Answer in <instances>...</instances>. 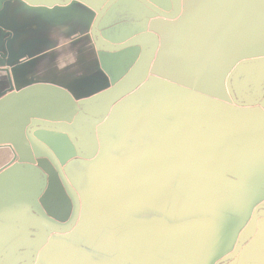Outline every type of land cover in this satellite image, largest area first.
I'll list each match as a JSON object with an SVG mask.
<instances>
[{"label":"rangeland","instance_id":"1","mask_svg":"<svg viewBox=\"0 0 264 264\" xmlns=\"http://www.w3.org/2000/svg\"><path fill=\"white\" fill-rule=\"evenodd\" d=\"M255 2L253 1L249 3L250 8L255 15L261 17L262 14L259 13L257 9H264V6H262V4L258 2V8H254L252 4ZM1 4L2 0H0V6ZM43 22H45V20L40 18L34 24V26L19 28L18 32L14 34L5 30H0V39L4 40L5 45L6 42H11L13 38L16 39V43H19L28 35L33 36L40 30L43 31L45 29L42 25ZM38 24L40 26H38ZM199 24L201 26V23ZM219 28L217 26L212 30L210 34L208 32H206L204 35H201L200 33H190L184 38L179 36L178 38H176L177 41H173V43H169L168 45H182V41H180L182 39L183 42H185L186 45L190 48H202V45L206 46L209 40L215 39ZM253 37L254 42L251 45L243 43L242 45H237L240 47L234 46L232 50L227 52V55H230L231 58L235 59H233L229 64L228 62L231 58L228 61L224 62L221 65V68L219 67L217 71L211 73L212 76L209 74L208 68L206 67L204 68V76H202L200 70L202 68L201 61L204 58V55L203 53L199 52L198 56H190V58H188V54L192 52L191 50H187V53H185L184 50L183 53H176L175 55L177 56L178 60L181 58L182 61H184L185 59L186 62H184L183 64L182 61H179L176 67L171 68V70H168L166 68V71L163 73L165 76H172L179 81H191L190 73L192 71H195L196 75L199 76V81H196V85H199L198 88H200L201 90L203 89V86L205 88H208V85L206 83L215 80L218 72V76L221 77L222 72L224 73V71L237 58L247 54L256 56L262 55L264 53V33L262 32V30L261 33L255 32L253 34ZM259 37H261L262 41L259 40ZM241 46H243V48ZM23 47H25V45L22 46V49ZM28 47V54L32 56V59H29L28 55L23 57L21 46H19L18 44L14 53L13 61L7 62L5 65H7L8 68H10L12 71L15 70L16 67H21L23 65V67L29 66L34 60L41 57V55L45 52L44 49L40 48L37 44H33ZM4 52H7L6 47L4 48ZM222 52L219 53L218 56H220ZM34 54H36L35 57H33ZM126 54L120 55L101 53V55L103 56L101 63L104 67V71L106 72L108 79L112 80L108 81L107 91L111 90V93H109L108 95V92L105 94L104 91L96 95L95 97H90V99L88 98L84 101H76L69 93L68 94L71 97H68L67 99L62 94L52 89H38L36 90L37 92L29 91L30 93H28L27 90L25 91V93H22L20 97L21 99L28 98L29 95L35 96L38 99L30 98L28 100L25 99L22 101H14L15 97L12 96L11 98L7 99L11 100L10 103L1 104L0 102V112L9 109L10 111L17 112L18 114L29 113L30 118L31 116L35 115L36 118H41L42 120H50L61 115L59 113V110H61L62 113L69 111L70 108L73 107L71 106V103L75 102L76 107L80 106L83 109V113H93L97 115V118H100L98 116L102 117L105 114L108 106V100H110V95L113 93V91H115L121 85L136 81L137 78L144 76V74L142 75L144 71V65L142 64V61L137 57L135 65H127L123 61ZM223 55L226 56V53H223ZM178 60H176L175 58V62H177ZM103 61H105V63H103ZM154 61L152 63V66L154 65ZM182 65H185V67H183ZM226 65L228 67H226ZM10 69L4 67L5 72L4 75H0V80L4 79V81H14L12 75L10 76V74H8ZM24 76L26 77L23 81H30L38 77V75L36 74L29 75L27 72L24 73ZM245 80L252 85L247 88L242 84H238L241 89V95H243L244 97H249L252 101H254L258 96L257 94L261 92V87H263L264 85V64H247L243 66L242 69H240L239 73L236 75L235 81ZM34 86L31 85L27 89H30ZM138 89H129L119 96V99L115 104V107L117 108L115 111L116 118L114 117L113 119L109 120V124H106L107 126L105 125L106 129L111 130L109 137L103 138L105 146L104 151H102L103 153L102 157H100V160L87 162L79 159V161L75 162V164L72 166L73 174H80L83 173L82 171H86L84 180L77 184L80 192L83 193L85 197L87 196V193L92 190L98 179H101V182L102 180H109V182L106 183V187L108 189L107 192L109 191V195H107V198L111 200L110 218H108L105 223H101L100 220L95 221L97 224H101L96 225L95 228L91 230L92 236H90V234H84L83 237L79 234L78 236H81L80 240L76 245H73V248L77 249L79 243L81 244V247L85 249L88 247L90 250L88 253L90 261H93L95 264H103L102 262H104V260L106 259H109V264H120L119 259L121 262L126 260V263L121 264H141L138 261V258L135 259V257H138V252L140 253L141 250L156 252L155 257L159 259V262H162L164 258H170L174 247L178 246L179 244L189 247L190 242H200L199 244H204L207 256L208 250L211 248L212 244L215 241V239L212 240L213 235L211 236L212 232H210L209 228H206L201 233H199L197 229L196 236L194 230H190L192 237H194L193 239L184 238L183 236V234L186 233V237L189 236V229L173 235L160 237L154 236L155 234L152 232H136L127 236L132 238L128 239L125 242V245H123V251L120 249L121 247L117 245L119 235L126 233L127 230L133 227L147 225L149 223L161 224L167 221L174 222L172 223V225H177L176 223H180L181 221H184L185 219L191 217H206L217 219L223 224L229 220L230 224L235 226L232 234L235 237V241L237 240L230 249L232 250L237 247V245L239 246L241 241L245 239L241 236V234L249 233L250 235L253 231V214L254 210H256L255 207L257 206L258 202L253 205L252 201H250L252 197H246V195L243 196L242 192H238V206L236 204L233 205L228 203L226 199L231 200L237 194L236 190H234V187L230 186L229 184L225 185V183L222 182L223 180L215 175V169L213 171L202 170L205 167H216V158L219 151H215L214 153L211 149L215 148L214 146H216L214 140V137H216V135L209 133L210 130H205V128L201 130L200 134H192L189 131L188 133L192 135H189V139L187 136L186 140H188V142H186L185 140V146L183 145V139L179 140V135H177L180 129H173L169 135L165 136L166 138L173 139L171 141L175 143V146L177 143H181L177 144V147H185V152H188V155L184 158L189 165H186V168L183 169V173L181 171V173L176 174L177 171H180L178 169L182 170L183 168L182 160H180V165H175V175L171 173V169H169L168 171H166L167 169L159 170L162 165L173 161L176 162L178 160L176 156L175 158L167 157L166 155L168 154L163 146L161 147L162 149L160 147L158 148L160 149V162L157 166L156 164L158 160H156V154L154 151L155 149L156 152H158L156 148H153L151 153L147 157L142 158L141 162L138 164V151L143 149L142 142L146 145H153L156 140H158V135H155V133L152 132H157V127H160L162 124L161 114H159L158 112H149L150 114L147 115H143L142 111L138 112V96L134 97L135 99H133V101L127 100L131 96H133L138 91ZM56 93L61 95L63 98L58 100L57 96H52ZM13 94L15 93L10 92L9 95ZM102 94H104L105 97L101 101L86 105L88 103H91L89 102V100L95 99L98 96L100 97V95ZM238 94L239 91L237 90V98L239 100H243V96H238ZM39 96H43L41 97L42 99H39ZM198 100H200V97L199 95H196L193 98V101L187 102V106L191 109H197L198 103L195 101ZM60 102H62V104H60ZM25 104L27 105V107L24 106ZM203 104L205 103L201 102V105ZM230 105L235 107L233 108L230 106L232 108V111H239L240 114L244 113L241 111H245L244 109L242 110L240 108H236L233 103ZM230 107L228 108L230 109ZM147 108L149 109V107H144L142 110L147 111ZM226 108L227 106H220V109H223L222 111H226ZM191 109L189 110V113L188 111H185L184 114L189 115L191 112H193ZM69 116L70 115H66L65 119H68ZM200 116L204 117L203 121H200L199 123L202 127H206L207 125L212 124L213 122L210 121L215 120L208 118L207 122V120L205 119V117L207 116L206 114H200ZM176 117L177 114L173 117L175 121H177ZM226 117H223L222 119H226ZM230 118L231 117L227 119ZM34 121H37L35 123L43 122L41 120ZM138 126L142 128L146 127L147 130L150 129V132L148 131V133L143 135L141 134L138 137ZM174 126L177 127L176 124H174ZM211 126L214 127L215 125L212 124ZM193 127L196 126H192L191 128ZM94 128H96V126ZM221 128V134H217V137H219V139L230 138L237 142L241 141L240 139L246 136V129H248L249 131H254L253 123H251L248 118H244L243 120L239 119L238 121L237 119L233 121L232 119H230L223 123L221 125ZM44 129L51 130L48 128ZM96 129H98V126ZM53 132H57L58 134L61 133L55 130H53ZM193 135H197V138H194ZM207 141H212V146L207 145ZM236 145L237 143H235L234 147L232 148L233 150L235 149ZM239 146L247 147V144L239 143ZM90 148V152H92L94 148L92 146ZM245 150V148L236 149V152L233 153L234 157L229 160L228 164L237 165V163H243V158L241 156L238 157L237 154L240 155L243 151L247 153ZM144 151L145 150H142V152ZM177 153L178 152H176L174 155H177ZM162 159L164 160V162H161ZM144 162L148 165V167H139L138 171V166H140ZM239 169L242 168L235 169L234 167L235 178L238 177L236 170ZM228 171H230V169L227 167L226 173H228ZM26 174L31 173L27 171ZM72 176L74 178V181H76V177L74 175ZM217 181L219 183H217ZM157 191L163 192L156 193ZM225 195L226 199L224 200ZM226 209L228 210L226 211ZM103 216L104 214L100 213L99 219ZM263 218L264 212H260L258 221L263 223ZM84 221L85 220H83L82 225L86 226L87 223H84ZM262 228H264L263 224ZM210 229L212 231L213 228L210 227ZM217 235L218 237L222 238V235L219 231L217 232ZM168 239L170 243L173 244L172 246L169 245L168 242H166ZM64 241L68 242L70 240ZM63 249L68 250L69 247H63ZM178 250H180V253L182 254H189V251L187 249H184L182 246L178 248ZM125 251L133 255L130 257L126 256V254H124ZM200 253L203 254L202 249L200 250ZM223 254L224 250H221L220 254L218 255ZM98 256H101L102 258L97 259ZM94 258H96L98 261L93 260ZM172 260H174V258ZM171 263L173 264L174 262L172 261ZM177 263L180 264L181 261H178ZM209 264H213V262H209ZM233 264H264V237L261 238V236H256L253 239V242L247 244L243 248L240 255L235 259Z\"/></svg>","mask_w":264,"mask_h":264},{"label":"water","instance_id":"2","mask_svg":"<svg viewBox=\"0 0 264 264\" xmlns=\"http://www.w3.org/2000/svg\"><path fill=\"white\" fill-rule=\"evenodd\" d=\"M28 1L30 2V4L44 5V6L46 5L47 8H45V10L50 11L49 10L50 7H54L55 9H64L69 7L70 4L76 5L79 3L87 2L88 0H40L39 2H33L30 0ZM51 1H54V3L52 5H48L49 4L48 2ZM99 1L101 3L100 8H94L93 11L95 17L93 21L92 34H91L96 48L100 51V54L107 53V54L121 55L127 53L126 56L124 55L125 57L123 59V61L127 65H135L136 58L138 57L139 60H141L142 64L144 65V71L142 73V75L144 74V76H141L142 78L139 77L140 79L137 78L136 81L121 85L115 91H113V93L110 95V100H108V106L105 111V114L102 117L98 116L100 118H97V115L93 113L92 114L83 113L82 112L83 109L80 106L76 107V103L72 102L71 106L73 107L70 106L71 108L69 111L62 113V111L59 110V113L61 114L59 117L50 120L48 119L43 120L44 122L32 123L30 127L28 126L27 135L29 140L36 143L37 146L40 147L42 151H45L51 157V159L53 160L54 164L57 167L58 172L61 175L64 185L76 195L79 201L78 210L72 227H70L68 230H55V231L58 234L64 235V237H66L73 231V229L77 224V220L81 212V203L78 194L72 187L70 181L68 180L64 171L62 170L53 152L50 150L49 147L43 145L41 142L36 140L31 135L30 133L31 130H34L36 128L43 129L42 131L46 132L47 134V140L51 143H56L54 144V148L56 147L59 150V154L62 155L63 162H68L73 158L75 159L78 158L77 161L81 159L87 162L100 160V157H102V153H103L102 151H104V146H105L103 138L104 137L108 138L111 130V129H106L107 126L106 124H109V120L113 119L116 116L115 111L117 108L115 107V104L119 99V96L129 89L139 88L138 91L127 100L133 101V99H135L134 97L138 96V112L142 111L143 115L150 114L149 112H153V111L154 112L156 111V113L158 112L159 114H161L162 124L160 127H157V130L160 132V135L162 137L157 143L155 142L153 145L143 148L142 150H145L144 152H142V150L138 151V164L140 163L142 158L147 157L151 153L153 148H156L158 150V152H156V150L154 149L156 154V160H158L160 157L159 155L160 149L158 148L159 147L161 148L162 146H166L164 138L166 135H169L173 129H180L177 134L179 135V140L183 139V141H185L187 139V136L189 139V135H192L193 133L200 134L203 128H205V130H213L214 127L211 126L212 124H214L215 126L222 125L223 123H225L230 119H232L233 121L236 119L243 120L244 118H248L251 121V123H253L254 131L250 130V133H256L257 135L255 136L248 135L247 131L249 132V130L246 129L247 130L245 134L246 136L241 138L240 139L241 141L237 142L230 138L223 139V145L225 148L223 147L224 148L223 152L217 156L219 157V159L217 160L216 158V167L215 168L205 167L202 169L205 171H213L215 169V175L217 177L221 176L220 179L223 180L221 181L225 183V185L229 184L230 186L234 187V190H236L237 194L233 199L230 198L231 200H228L226 199V195L224 196V200L226 199L228 203L233 205L236 204L238 206L237 204V197H239L238 192H242L243 196L246 195V197H252L250 201H252L253 205L258 202L257 206L255 207L256 210L254 211L253 214L254 221H253L252 233L250 235H247V238L245 237V239L241 241L238 249L232 255L224 258L222 261H220L217 264H223L229 260L236 259L241 249L244 248L247 244L253 242V239L256 236H261V238L264 237V228H262V224L264 227V218H263V223L258 221L260 212H264V185L262 183L261 185H259L257 181L249 182L247 180H241L238 177L237 178L227 177V175H225L223 172L222 163L225 153L230 149L232 150L235 143H237V145L239 143H245L251 147L252 153L254 155L256 154L257 156L256 159L258 158V160L260 161V165H258L260 171H255L254 173L258 172L264 175V119L259 121L257 115L251 114L252 111L258 110L264 115V102H263L264 90L261 94V97L258 100L256 101L240 100L242 101L240 102L236 96L237 90L239 91L238 96H243V95H241V89L238 86V84H242L244 85V87L247 88H249L252 84H249L248 81H235L236 75L239 73L240 69H242L243 66L247 64H264V53L262 55H256V56L248 55L237 58L224 71V73L222 72L221 76L223 78L227 77L230 74L229 81H209L208 83H206L208 85V88L210 87V89H213V91L218 90L220 92V94L213 95L211 93V90L209 91H207L206 89L201 90L200 88H198V86H191L190 83L176 80V78L174 77L163 76L159 72V62L161 56L164 54V50L168 49L169 46L168 42H166L164 38L165 36L163 34L164 32L161 31V29H164L167 26L173 27L174 25H177L182 22L186 14V1L183 2L182 0H172L173 3L170 1L169 4H165L163 6H157L148 0H99ZM138 1L144 5L143 9L138 6ZM138 14L142 16L140 17L139 23L137 22ZM236 18L237 17L231 20L217 34L211 49H213L216 46V44L225 35L227 30H229V28L235 23ZM168 29H172V28H168ZM168 29L165 28V30L167 31ZM124 30H127L126 32H130L132 35L128 39L123 40L122 38H118V36L123 34ZM97 33L99 36L97 35ZM167 35L173 36L170 30L167 32ZM175 41H177V39H175ZM153 61H154V65L152 66ZM201 74L202 76H204V71H201ZM195 77L199 79L198 75H196ZM232 79H234V81H231ZM37 89H52L62 94L67 99L68 97H71L67 92L58 89L56 87L37 86ZM227 90L229 92H227ZM107 92H105V94L107 93L108 95L109 93H111V90ZM15 95H7V93L0 95L1 104L7 102V99ZM21 95L22 93H20V96ZM196 95H199L200 97V100L195 101L198 103L197 104L198 108L191 109L190 107L187 106V102L193 101V98ZM104 97L105 95L102 94L100 95V97L98 96L95 99L89 100V102L91 103H88L86 105H90L94 102L101 101ZM201 102L205 104L201 105ZM232 103L236 106V108H240L242 110L244 109L245 111H241L244 113L240 114L239 111L237 114H235L234 112L232 113L231 107L235 108L234 106L230 105ZM220 106H225V107L227 106L226 108L227 110L222 111L223 109H220ZM144 107H149V109L147 108V111L142 110ZM228 107H230V109ZM189 108L193 112H191L189 115H185L184 114L185 111H188L189 113L190 110ZM176 114H177L176 117L177 121H175L173 118ZM200 114L207 115L205 117L207 122H208V118L215 120L210 121L213 122L212 124H209L206 127H202L199 123L200 121H203L204 117H201ZM66 115H70L68 119H65ZM165 115L169 117H166ZM213 116H217V117H213ZM223 117H226V119L225 118L222 119ZM229 117L231 118L227 119ZM34 119H35V115L31 116V118H29L28 120V124L33 122ZM174 124H176L177 127H175ZM95 126L96 128L98 126V129L94 128ZM192 126H196V127L191 128ZM44 128H48L51 130H46ZM53 130L59 131L61 133L58 134L57 132H53ZM189 131L192 134L188 133ZM193 137L197 138V135L196 136L193 135ZM162 138H163V144H162ZM220 141L222 142V140ZM177 144H181V143H177ZM91 146L94 148L92 152H90ZM175 151L178 152L177 150ZM16 152L19 155L21 154L20 149H17ZM26 152H28L27 153L28 156L32 158V160L34 161L33 155L35 154L33 153V151L27 150ZM213 152L215 153V151ZM177 154L180 153L178 152ZM187 155L188 154H186V156ZM166 156L173 158H175L176 156V158L179 160L177 155L174 154H168ZM178 160L176 161L177 163L173 161L162 165L159 170L167 169L166 171H168L169 169H171V173L175 175V165L176 164L180 165L181 163V161ZM158 164L159 163H157L156 166ZM184 164L189 165L187 163ZM186 165H183L182 170L178 169L180 171H177L176 174L181 173V171L183 173V169L186 168ZM139 167L144 168V167H148V165L145 162L142 163L140 166H138V171H139ZM228 168L230 169V167ZM24 169H28L33 174L36 172L43 176L44 180H46V185H44L42 189V193H43L47 187V177H46L47 171L46 169L44 171L42 169V165L40 167L37 165V163L17 164L11 167L10 169H8L7 171L3 172L2 174H0V180L4 179V177H6L7 175H11L14 171L17 172ZM217 183L219 182L217 181ZM246 186L248 187V190L244 188ZM34 203L32 204V206L34 205ZM8 226L12 227L10 225H0V228H6ZM232 226L233 225L230 224L229 220L223 224L206 217H199V218L191 217L184 221H181V223L177 225L167 226V227H160L159 225L157 226L141 225L138 227H133L127 230L126 233L121 234L118 237L119 239L117 245L120 246L121 247L120 249L123 251L124 250L123 245L126 241L127 236L130 234H134L136 232L144 231V232H152L156 235L169 236L189 229L188 233H190V230H194L196 236L197 229L198 232L201 233L206 228H209V230H211L210 229L211 227L213 228L211 234V236L213 235L212 240L215 239L214 243L211 246V249L215 250L216 245L218 243V241H216L217 238L216 231H221L220 233L223 238V241L221 240V242L222 244H225V234L227 232L226 229ZM213 230L215 231V234ZM186 235L187 233L183 234L184 237H186ZM231 235L232 232L227 233L226 235L228 245L230 241L232 242V240L230 239ZM241 236L243 235L241 234ZM188 237L189 239L194 238L192 237L191 233L189 234V236H187V238ZM130 238L132 237H129V239ZM24 239L25 237L19 238L16 241H14L11 245H9L8 248L0 255V259L3 258V255L11 251L13 248H17L18 245ZM190 243H192L190 247L184 246V249H187L189 251V255L184 258L187 259V261H184L185 264H209L210 262L209 259L213 261L215 256L213 257V259L209 258L208 256L213 255L211 254V252L212 253L215 252H213L210 249V252H208L206 256L207 252L203 249L204 247L203 244H201L200 246L195 242H190ZM63 244H64L63 247L67 248L68 244L65 243ZM55 246L56 245L52 244V247ZM200 248L202 249L203 254L200 253L201 250ZM227 251H228V246H227ZM26 252H23V254ZM67 254H68L67 252H64V255ZM183 254L185 255V253ZM154 256H155V252H150L148 250H141L140 253L138 252V261L141 264L160 263V262H156L158 261V259L154 261L155 259ZM216 262H217L216 260L213 261V264ZM119 263L120 264L126 263V260L121 262L119 259ZM28 264L31 263L29 262ZM180 264H183V261Z\"/></svg>","mask_w":264,"mask_h":264},{"label":"flooded vegetation","instance_id":"3","mask_svg":"<svg viewBox=\"0 0 264 264\" xmlns=\"http://www.w3.org/2000/svg\"><path fill=\"white\" fill-rule=\"evenodd\" d=\"M148 1L157 6H163L165 4H169L170 1L172 2V0ZM182 1H186V14L181 23L174 25L172 29H170L173 34V39L178 38L179 36H188L190 32L194 33L192 31V26L199 23L200 21H202L200 23L203 25H201L202 27L196 33L204 35L206 32H208L210 34L212 30L220 24V28L217 32L218 34L231 20L237 17L235 23L229 28V30H227L225 35L213 49L211 48L215 39L209 40L206 46L202 45V48H190L186 45L185 42L182 43V45H176L181 52H183V50H191L192 52L188 54L189 57L198 56L199 52L203 53L204 58L201 61V71H204L205 67H209L211 65L214 67L219 66L218 62L213 64V61L211 60L212 56L221 48L223 49L222 51H225L226 53L232 50L233 47L237 44L238 37L242 34H246L247 24H255L259 26L264 25V12H262L264 11V9H257V11L262 14L261 19L251 18V15L253 13L249 3L253 1L255 2V0ZM258 2H260L262 6H264L263 0H256V2L252 4V6L254 8H258ZM138 6L142 9L144 8V5L139 1ZM137 17V22L139 23L140 17L142 16L138 14ZM206 18H208V22L205 25L203 21ZM240 25L242 29L240 28ZM237 27H239V29ZM169 43L171 44L173 42L168 41V44ZM172 47L174 46L170 45V49H172ZM187 52L185 51V53ZM248 55L250 54L243 56ZM103 63H105V61H103ZM182 66L185 67V65ZM195 73V71H192L190 73L191 81L187 82L190 83L191 86H199L196 85V81H199V79L195 77ZM218 73L216 79L212 81H229L230 74L227 77L223 78L222 76H218ZM231 81H234V79H232ZM261 88V92L257 94L258 96L254 101L258 100L261 97V94L264 90V85ZM203 89H206L207 91L211 90V93L213 95L220 94L218 90L213 91V89H210V87L205 88L203 86ZM227 92L229 91L227 90ZM243 98L245 99L246 97L243 96ZM10 102L11 100H7V102L4 103ZM24 106L27 107L26 104ZM29 118V113L18 114L17 112L10 111L9 109L0 112V174L17 164L37 163V165L40 167L42 165V169L44 171L45 169L47 171V187L46 190L42 193V189L44 185H46V180H44L42 175L36 172L33 174L28 169L17 172L14 171L11 175H7L6 177H4V179L0 180V225L12 226L0 228V255L14 241L19 238L25 237V239L18 245L17 248H13L11 251L3 255V258L0 259V264H28L29 262L31 264H63L62 259H64V257V260H66V264H91V262L92 264H94L93 261H90L88 254L90 250L88 247L85 249L81 247V244L79 243L77 249H74L73 245H76L77 242H79L80 237H84V234H90V236H92L91 230H93L96 225L105 223L106 220L110 218L111 200L107 198V195H109V191L107 192L108 189L106 187V183H108L109 180H102L101 182V179H98L92 190L88 192L87 196L85 197L84 194L80 192L77 184L84 180L86 171H82L83 173L80 174H73L72 172V166L75 164V162H78V158H73L68 162H63L62 155L59 154V150L56 147L54 148V144L56 143H51L47 140L46 132L42 131L43 129L40 128L31 130V135L43 145L49 147L53 152L62 170L70 181L72 187L78 194L81 203V212L73 231L66 237H64V235L58 234L55 230H68L70 227H72L78 210L79 201L76 195L64 185L61 175L58 172L57 167L51 157L45 151H42L36 143L29 140L27 135L28 126L30 127L32 123L37 122L34 120L43 121L41 118H35L33 120L34 122L28 124ZM17 149H20V155L16 152ZM223 149H219L220 151L218 155L223 152ZM27 150H32L35 154L33 155L34 161L28 156V152H26ZM232 151L233 149L228 150L223 157V172L225 175H227V177H232L228 173H226V167H228L227 165ZM218 159L219 157H217V160ZM27 171H29V173L31 172V174H26ZM72 175L76 177V181H74ZM218 177L221 178V176ZM162 192L163 191H157L156 193ZM33 203L34 205L32 206ZM227 210L228 209H226V211ZM100 213L104 214V216L100 217L99 219ZM83 220H85L84 223H87L86 226L82 225ZM97 220H100L101 223L97 224L95 222ZM172 223L174 222L167 221L161 224L149 223L147 225H159L160 227H167L168 225L173 226ZM226 230L227 232L225 234V244H222L221 242V240L223 241V238H220L217 235L216 241H218V243L217 245L215 244L216 249L212 250L210 248L215 253L211 252V254L213 255H209L208 257L213 259V257L215 256L213 261L216 260L217 262L214 264H217L224 258L232 255L239 247L237 245V247H235L234 249H230L231 246L237 241H235V237L233 236V234L230 237L232 242L230 241L229 245L227 244L226 235L227 233H231L234 230V226ZM217 232L218 231H216V234ZM79 234L81 235L80 237L78 236ZM242 235V237L245 238L247 235H249V233H244ZM154 236L160 237L162 235L155 234ZM128 239L129 237L126 238V241ZM64 240L70 241L64 242ZM166 242H168V244L171 246L173 245L172 243H170L169 239ZM63 243L68 244V250L63 249ZM52 244L56 246L52 247ZM191 244L192 243H189V247L191 246ZM180 245L184 248V245L182 244L174 247L172 254L170 253V258L173 257L176 262L183 261V264H185L184 261H187V259L184 258L189 254H180V250H178V248H180ZM203 249L206 251L205 247H203ZM210 249L208 250V252H210ZM221 250H224V254L218 255L220 254ZM242 250L243 248L241 249V251ZM23 252L26 253L23 254ZM64 252H67L68 254L64 255ZM124 254L129 257L132 256V254H130L129 252H125ZM79 256L80 258H82V260L80 262L78 261V263L75 260ZM100 258L102 257H97V259ZM97 259L94 258L93 260L98 261ZM106 260H104L103 264H109L108 259ZM209 261L211 262L212 260L209 259ZM234 261L235 259L229 260L223 264H233Z\"/></svg>","mask_w":264,"mask_h":264},{"label":"crops","instance_id":"4","mask_svg":"<svg viewBox=\"0 0 264 264\" xmlns=\"http://www.w3.org/2000/svg\"><path fill=\"white\" fill-rule=\"evenodd\" d=\"M30 1L39 2L40 0H30ZM48 3H49L48 5H52L54 1ZM100 4L101 3L99 0H88L87 2L79 3L76 5L70 4L69 7L64 9H55L54 7H50L49 9L50 11H47L45 10V8H47L46 5L44 6V5L30 4L28 0H2V4L0 6V30H5L14 34L18 32L19 28L34 26V24L40 18L45 20V22L42 23L45 29L43 31L40 30L33 36L28 35L26 38L22 39L19 43H16L15 42L16 39L13 38L11 42H6L5 45L4 40L0 39V65H1L0 75H4L5 72L4 67L10 69L5 64L7 62L13 61L14 53L16 51L18 44L19 46H21V49L22 46L25 45V47H23L22 49V54L23 57L28 55L29 59H32L31 58L32 56L28 54L29 52L28 46L30 45L37 44L40 48L44 49L45 52L41 55V57L34 60L29 66L23 67L24 66L23 65L21 67H16L15 70L13 71L10 69L8 74H10V76L12 75L14 81H4V79L0 80V95L4 93H7V95H9L10 92H13L16 94V95L13 94L15 95L13 96L15 97L14 101H22L25 99L28 100L30 98L38 99L37 97L31 95H29L28 98L21 99L20 93H25V91L27 90L28 93L37 92L36 91L38 90L37 86H50V87H56L58 89H61L69 93L76 101H80V100L84 101L87 100L88 98L90 99V97L91 98L95 97L96 95L104 91L107 92L108 81H111V79H108L107 74L104 71V67L101 63L103 56L99 53V50L96 48L91 35L93 21L95 17L93 11L94 8H100ZM252 15L251 18L261 19V17L255 15L254 13ZM207 22H208V18L204 19L203 23L205 25ZM199 23L194 24L192 26L193 27L192 31L194 33L198 32L199 29L202 27L200 26ZM38 26L40 25L38 24ZM219 27L220 25L218 26V28ZM165 28L168 29L172 27L167 26ZM165 28L161 29V31L164 32L163 34L165 35L164 38L166 42L175 41L176 38L173 39L172 36L167 35V32L170 29H168L167 31L165 30ZM237 28L239 29V27ZM240 28L242 29L241 25ZM246 30H247L246 34H242L238 37L237 44L235 46L242 45L243 43L247 45H251L254 42L253 34L255 32L261 33L262 30V32L264 33V25L259 26L255 24H247ZM126 31L127 30H124V33L119 35L118 38H122L124 40L131 37L132 34ZM30 40H34V41H30ZM259 40L262 41L261 37H259ZM180 41L184 43L182 39ZM5 47L7 49V52H4ZM241 47L243 48V46ZM222 50H223L222 48L218 50V52H216L211 58L213 64L218 62L219 66L214 67L211 65L209 67H206L208 68V72L210 75L212 72L217 71L219 67L221 68V65L231 58L230 55H227L225 51L222 52ZM185 51L187 50H184V52ZM221 52L222 54L218 56L219 53ZM176 53L179 54L183 53L179 51L178 46L176 47L174 46L172 47V49H170V47L168 46V49L164 50V54L161 56L159 62V72L163 76H165L163 72L166 71V68L168 70H171V68L176 67V65H178L179 61H182L181 58L179 60L177 59V56L175 55ZM223 53H226V56H224ZM35 55L36 54H34L33 57H35ZM174 57L176 58V60H178L177 62H175ZM188 58L190 57L188 56ZM233 59L235 58H231L228 63H230ZM25 72H27L29 75L36 74L38 75V77L30 81H23L25 80L26 77L24 76ZM185 82H190V81H185ZM11 83L13 84V88ZM31 85L33 86L36 85L34 86L36 88L33 87H32L33 89L30 88L32 90L27 89ZM43 96H39L40 97L39 99H42L41 97ZM52 96L54 97L57 96L58 100L62 98L61 95H59L58 93ZM242 101H251V99L246 98L243 99ZM60 104H62V102H60ZM233 112L235 114L238 113V111H232V113ZM251 114L257 115L259 121L264 119L263 113H261L258 110L252 111ZM148 131L150 132V129L147 130L146 127L142 128L138 126V137L141 134L143 135L148 133ZM221 132H222L221 125H216L214 126L213 130L209 131V133L216 135V137H214L216 146H214L215 148H211L213 151H220L219 149H222L224 147L223 139H219V137H217V134H221ZM152 133L158 135V140H156V142H158L162 137L160 135V132L157 131ZM248 135L255 136L257 134L250 133L249 131ZM164 139L166 146L163 147L165 148L166 152L168 154H175L176 152L175 150H177L180 153L177 154V157L179 158L178 161L182 160L183 162L182 165H186L184 163H187V161H185L184 157L186 156V154H188V152H185V147L181 148L179 146L178 148L177 146L174 145L175 143L171 141L173 139L166 137ZM220 140H222V142ZM186 142H188V140H186ZM186 142L183 141L184 146ZM207 142H208L207 145L212 146L211 144L212 141H207ZM162 144H163V138H162ZM147 146L150 145H146L145 143L142 142L143 148ZM243 147L246 149L245 151L247 153L243 151L240 155L237 154L238 157L241 156L243 158L242 160L243 163H237V165L228 164V167H230V171H228V174L235 178L234 167L235 169L242 168L236 170L239 179L247 180L249 182L257 181L259 185H261V183L264 185V175L258 172L254 173L255 171H260L258 167V165H260V161L258 160V158L256 159L257 156L256 154L254 155L252 153V149L250 146L247 145V147H245V146H239L238 144L235 147V149L232 151V155H230L229 160L232 157H234L233 153L236 152V149H244ZM159 162L160 159H158L157 163ZM161 162H164V160L162 159ZM244 188L248 190L247 186ZM214 213H218V212H214ZM213 220L219 222L217 219H213ZM210 232L212 231L210 230ZM199 245L201 246V244ZM154 258H155L154 261H156L157 257L154 256ZM172 259L173 257L169 259L164 258L162 262L157 264H172L171 263L172 261L174 262L173 264L177 263ZM81 260L82 258H80L79 256L75 261L80 262ZM62 262L63 264H66V260L64 259H62Z\"/></svg>","mask_w":264,"mask_h":264},{"label":"trees","instance_id":"5","mask_svg":"<svg viewBox=\"0 0 264 264\" xmlns=\"http://www.w3.org/2000/svg\"><path fill=\"white\" fill-rule=\"evenodd\" d=\"M259 206V205H258ZM135 257V256H134ZM135 258H138V257H135Z\"/></svg>","mask_w":264,"mask_h":264}]
</instances>
